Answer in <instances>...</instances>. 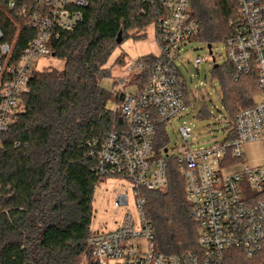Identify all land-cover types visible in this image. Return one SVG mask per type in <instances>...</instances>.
Returning <instances> with one entry per match:
<instances>
[{
	"label": "built area",
	"instance_id": "obj_1",
	"mask_svg": "<svg viewBox=\"0 0 264 264\" xmlns=\"http://www.w3.org/2000/svg\"><path fill=\"white\" fill-rule=\"evenodd\" d=\"M0 1L11 11L19 32L28 28L33 33L20 59L13 63L14 45L4 40L0 26L1 151L3 136L18 120L22 96L29 91L38 64L54 57L55 40L84 22L88 0ZM142 1L156 15L152 25L158 53L125 65L128 81L143 72L146 81L133 93L112 90L121 94L112 111L120 114L127 126L108 133L102 144L92 142L87 155L95 161L94 170L100 178L127 181V191L116 196L114 207L128 208L131 191L136 212H125L112 229H91L82 260L86 264L89 255L98 264H223L231 249L252 258L264 248V163L251 165L245 154L248 144L264 142V0H237L239 16L225 41V59L236 69L235 80L242 74H258L260 101L237 113L235 138L207 147L192 149V128L182 125L178 130L183 143L175 146L172 154L167 140L157 146L158 132L162 127L167 137L168 124L189 108V88L178 61L199 39L200 23L192 14L190 0ZM210 56L217 64L213 44ZM202 63L198 56L193 66L199 69ZM171 162L185 181L186 200L199 227L196 253L158 252L145 211L142 190L165 189Z\"/></svg>",
	"mask_w": 264,
	"mask_h": 264
},
{
	"label": "trees",
	"instance_id": "obj_2",
	"mask_svg": "<svg viewBox=\"0 0 264 264\" xmlns=\"http://www.w3.org/2000/svg\"><path fill=\"white\" fill-rule=\"evenodd\" d=\"M200 23V40L226 41L239 16L237 0H190ZM146 9V12H142ZM156 15L142 0H88L84 22L63 33L52 44L62 68L35 72L29 91L22 96L18 120L3 136L0 151V264H81L87 250L94 215L96 186L104 179L87 158L91 143L102 144L108 133L126 128L120 114L107 107L121 100L101 85L112 76L119 56L109 58L131 32L143 37ZM232 23V24H231ZM0 26L4 40L14 45L12 62L20 59L32 38L28 28L18 31L14 17L0 1ZM121 34V37H120ZM121 38V42L118 40ZM150 54L141 60L151 59ZM223 73L225 103L231 123L228 138H235L237 113L254 105L260 92L256 72L235 80L228 63ZM147 73L134 74L144 85ZM159 128L157 146L166 143ZM145 211L152 223L158 252L184 255L199 251V227L186 200V185L175 162L168 171L165 189L142 190ZM264 254V248L259 254ZM247 258L238 249L225 253L223 264H264V257ZM87 264H98L87 256Z\"/></svg>",
	"mask_w": 264,
	"mask_h": 264
},
{
	"label": "rangeland",
	"instance_id": "obj_3",
	"mask_svg": "<svg viewBox=\"0 0 264 264\" xmlns=\"http://www.w3.org/2000/svg\"><path fill=\"white\" fill-rule=\"evenodd\" d=\"M232 24V23H231ZM234 25V24H233ZM143 37H134V32L120 46L116 48L109 58L107 67H111L119 56L125 58L127 65H133L139 59L148 54L158 53L155 43V27L151 25L142 32ZM214 56L216 57L218 68H215L208 43L199 39L192 42L182 59L178 61V66L183 73L189 88V108L180 117L171 121L167 126L168 148L173 153V148L182 145V140L178 128L184 124L192 128L190 146L192 149H200L210 146L218 141H223L228 137L230 127V113L225 103V92L223 86V73L227 70L226 44L225 41H217L213 44ZM201 57L203 63L199 69L193 66L196 57ZM126 65V64H125ZM125 65H115L112 76L102 80L101 85L107 90L114 88L121 92L133 93L138 87V83L128 81V74ZM62 68L60 59L51 57L42 60L38 64V70H45L49 67ZM128 67V66H127ZM137 74V73H136ZM134 75V74H133ZM131 78V77H130ZM125 79V81H124ZM132 79V78H131ZM254 102L261 99L260 92L253 96ZM116 105L115 99L107 103L109 109ZM254 151L263 153L264 142L254 146ZM128 183L118 177L104 179L95 188L93 199V220L91 229H112L116 221H120L125 212L135 215L133 192L129 191L130 204L128 208L117 209L114 207V199L119 193L127 191ZM244 256H246L243 253ZM257 261L264 257V254H257ZM247 258H250L246 256ZM251 259V258H250ZM81 264H85L82 260ZM87 264V262H86ZM112 264H121L113 261Z\"/></svg>",
	"mask_w": 264,
	"mask_h": 264
},
{
	"label": "crops",
	"instance_id": "obj_4",
	"mask_svg": "<svg viewBox=\"0 0 264 264\" xmlns=\"http://www.w3.org/2000/svg\"><path fill=\"white\" fill-rule=\"evenodd\" d=\"M258 143H250L246 146L245 161L251 165H258L264 163V152L259 153L254 151V146Z\"/></svg>",
	"mask_w": 264,
	"mask_h": 264
},
{
	"label": "water",
	"instance_id": "obj_5",
	"mask_svg": "<svg viewBox=\"0 0 264 264\" xmlns=\"http://www.w3.org/2000/svg\"><path fill=\"white\" fill-rule=\"evenodd\" d=\"M120 37H121V34H120ZM118 42H119V43L121 42V38L118 40ZM208 48H209V50H210V53H212V44H209V45H208ZM218 66H219L218 64H215L214 67H215V68H218Z\"/></svg>",
	"mask_w": 264,
	"mask_h": 264
}]
</instances>
